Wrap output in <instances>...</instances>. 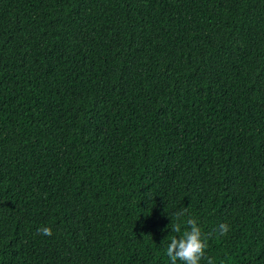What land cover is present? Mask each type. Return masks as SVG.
<instances>
[{
	"label": "trees",
	"instance_id": "obj_1",
	"mask_svg": "<svg viewBox=\"0 0 264 264\" xmlns=\"http://www.w3.org/2000/svg\"><path fill=\"white\" fill-rule=\"evenodd\" d=\"M189 217L264 264V0H0V264H170Z\"/></svg>",
	"mask_w": 264,
	"mask_h": 264
},
{
	"label": "clouds",
	"instance_id": "obj_2",
	"mask_svg": "<svg viewBox=\"0 0 264 264\" xmlns=\"http://www.w3.org/2000/svg\"><path fill=\"white\" fill-rule=\"evenodd\" d=\"M185 214L186 210L184 209L177 212V220ZM184 223L187 226L186 230L182 232L179 238L173 237L171 239L166 248V255L170 260V264H177L178 261L183 262V264H201V260L205 257V250L208 247V237L202 232L195 218L189 217ZM171 230L175 233H181V223H174ZM38 231L47 236L53 234L50 227H41ZM217 231L220 236H224L229 231V225L221 223ZM207 264H213V259L208 258Z\"/></svg>",
	"mask_w": 264,
	"mask_h": 264
}]
</instances>
